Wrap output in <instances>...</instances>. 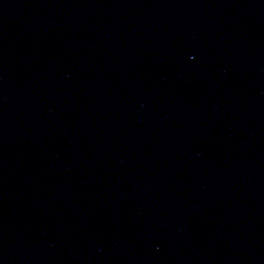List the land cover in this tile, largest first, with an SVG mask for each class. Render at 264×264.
Instances as JSON below:
<instances>
[{
    "label": "water",
    "instance_id": "1",
    "mask_svg": "<svg viewBox=\"0 0 264 264\" xmlns=\"http://www.w3.org/2000/svg\"><path fill=\"white\" fill-rule=\"evenodd\" d=\"M0 264H264V0H0Z\"/></svg>",
    "mask_w": 264,
    "mask_h": 264
}]
</instances>
